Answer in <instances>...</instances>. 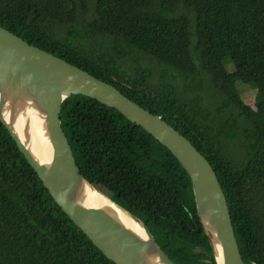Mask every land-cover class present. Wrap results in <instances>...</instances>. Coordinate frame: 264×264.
I'll return each mask as SVG.
<instances>
[{"label":"trees","instance_id":"16d2710c","mask_svg":"<svg viewBox=\"0 0 264 264\" xmlns=\"http://www.w3.org/2000/svg\"><path fill=\"white\" fill-rule=\"evenodd\" d=\"M0 26L189 139L215 170L242 259L264 264V0H0ZM59 117L80 172L175 263L216 264L190 177L166 147L84 95L67 97ZM0 264H116L53 200L1 121Z\"/></svg>","mask_w":264,"mask_h":264},{"label":"water","instance_id":"95a60500","mask_svg":"<svg viewBox=\"0 0 264 264\" xmlns=\"http://www.w3.org/2000/svg\"><path fill=\"white\" fill-rule=\"evenodd\" d=\"M71 95L91 97L116 109L166 147L190 177L197 215L216 264H246L215 170L189 139L162 115L143 108L112 84L0 26V121L53 200L114 263L177 264L139 218L104 195L80 172L59 117L63 101ZM6 104L16 106L12 115ZM31 128L39 134L44 158L32 150ZM97 195L127 213L141 230L109 217L97 204Z\"/></svg>","mask_w":264,"mask_h":264},{"label":"bare ground","instance_id":"6f19581e","mask_svg":"<svg viewBox=\"0 0 264 264\" xmlns=\"http://www.w3.org/2000/svg\"><path fill=\"white\" fill-rule=\"evenodd\" d=\"M7 105V111L10 112V114H13V110L14 107H16L15 105L12 104H6ZM19 107H21V105H19ZM32 132V133H31ZM30 140H31V147L32 150L34 151V153L37 154V157H43L44 158V152H43V144L40 141V137L39 134L37 133L36 130H30ZM45 162L48 161V158H46L44 160ZM97 200V204L99 206H102L103 209L105 210V213L117 220L118 222H122L125 226L130 227V228H134V229H140V225L139 223H137L134 219H132L127 213H125L123 210H121L120 208H118L116 205H114L113 203H111L108 199H106L105 197L101 196V195H97L96 197Z\"/></svg>","mask_w":264,"mask_h":264},{"label":"rangeland","instance_id":"374dc122","mask_svg":"<svg viewBox=\"0 0 264 264\" xmlns=\"http://www.w3.org/2000/svg\"><path fill=\"white\" fill-rule=\"evenodd\" d=\"M230 62H225V66L229 68ZM255 89L247 88L242 94L243 101L250 105L252 108H255Z\"/></svg>","mask_w":264,"mask_h":264},{"label":"flooded vegetation","instance_id":"af4514ba","mask_svg":"<svg viewBox=\"0 0 264 264\" xmlns=\"http://www.w3.org/2000/svg\"><path fill=\"white\" fill-rule=\"evenodd\" d=\"M121 50H122V47H119V48H117L116 50H115V56H118V54L121 52Z\"/></svg>","mask_w":264,"mask_h":264}]
</instances>
